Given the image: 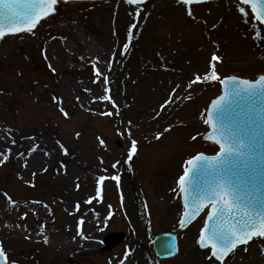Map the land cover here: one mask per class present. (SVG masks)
<instances>
[{
	"label": "rangeland",
	"instance_id": "374dc122",
	"mask_svg": "<svg viewBox=\"0 0 264 264\" xmlns=\"http://www.w3.org/2000/svg\"><path fill=\"white\" fill-rule=\"evenodd\" d=\"M153 1L182 12L146 21L143 4L59 1L32 33L0 40V152L9 156L0 163V244L18 264H264V237L222 262L210 261L198 245L207 212L179 230V181L187 162L218 150L202 140L207 107L224 76L264 74V28L248 8L247 17L239 13L236 1ZM123 4L132 17L109 37L113 9ZM129 23L137 28L125 53L121 42ZM108 39L118 53L110 68L99 64ZM213 54L220 57V80H196L211 76ZM97 58L108 93L96 80ZM120 64L125 68L118 72ZM188 82L180 103L169 105L175 87ZM104 94L115 104L93 99ZM133 139L136 152L129 157ZM117 175L119 181L112 179ZM89 197L95 198L89 203ZM139 216L144 227L138 234ZM167 232L177 233L179 253L161 261L153 240ZM117 235H123L117 244H105ZM53 237H78L86 245L55 256L46 250Z\"/></svg>",
	"mask_w": 264,
	"mask_h": 264
},
{
	"label": "snow or ice",
	"instance_id": "6c2138e0",
	"mask_svg": "<svg viewBox=\"0 0 264 264\" xmlns=\"http://www.w3.org/2000/svg\"><path fill=\"white\" fill-rule=\"evenodd\" d=\"M58 2L59 0H0V39L5 38V36L9 33L15 34L22 31L32 33L43 18L49 17L50 14L57 11ZM194 2H199V0H182L184 5H192ZM127 3L129 5H139L142 3V0H127ZM237 3L238 12L243 14L244 17L249 15L247 7L250 6L251 12L255 13L256 20L264 23V0H237ZM136 15H139V13L137 12ZM188 15H193L191 8L188 9ZM135 28H137L136 23H129L126 27L124 37V41L126 42H121V46L125 53L129 50V46L133 38L132 30ZM114 40H120V37L115 33ZM112 55L116 56L118 53H112ZM45 58L47 59V56ZM81 59H84V57H81ZM219 59L220 57L215 54L210 57V61L212 62L210 77L207 75L204 77L197 75L195 79L198 81L202 78L205 80L209 78L212 80H220V76L217 74V65L215 63V61ZM98 60L99 58H97L96 61H93L96 80L99 81L103 92L108 93L110 89L105 86L106 77L100 68L95 67ZM48 67L51 68L53 72H56V68L53 67L52 64H49ZM108 67L110 68V64H108ZM227 79L235 81L237 78L228 77ZM240 83L249 91L259 90L264 92V74L260 75L257 81L242 80ZM189 87H191V85H189ZM85 91L90 90L85 89ZM77 99H79V97H77ZM93 99L107 100L112 104H115L112 97L107 94L100 95L99 97H93ZM223 100L224 97H218L212 102V108L214 110L219 108ZM61 111H63V109H61ZM64 114L66 116L68 115L67 112ZM104 114L111 115V112ZM205 123L212 124L215 132L216 124L213 122L211 116L208 117ZM77 135L79 136V133ZM208 139L214 140L215 143L219 145V152L217 155L207 156L203 152H200L197 156H195L194 160H189L187 162L189 165L199 167V165L194 163V161L199 162L203 160L207 161L209 166L215 169L216 164L220 162L221 158H223L226 153L231 155L234 150L247 147L244 142H240L238 148H234L233 145L226 144L221 139H217L214 134H209ZM13 143H16V141L13 140ZM100 143L103 144L104 141L101 140ZM136 144L137 142L133 139L131 142L129 157L136 152ZM60 147L65 153L68 152V149L62 144ZM8 151H10V149ZM31 151L35 152L36 149L33 148ZM20 155L22 156L23 153ZM8 158L9 156L4 152H0V163L8 160ZM26 166L27 162H25V167ZM189 171L190 170L186 169L184 175L180 177L179 181L182 191H185V193L187 190L183 186L186 183V178L189 176ZM34 174L35 173H33V175ZM112 179L119 181L120 177L117 175L112 177ZM104 180V176H100L98 178V182L101 185H103ZM102 190V188L97 189V195H100ZM3 195L8 197L13 204L17 203L16 201L11 200V197L8 196L7 192H4ZM94 198L95 197H89V203ZM200 199L207 200L211 205V211L208 212L207 219L204 221V225L200 229L198 241L201 247L208 248L210 246V261L213 257L216 258L217 261H223L224 258L230 252H233L238 245L247 243V241L252 240L253 238L264 237V204H261L260 211H255L254 209L250 210L246 204L241 202V198L236 194V191L225 186L223 183H219L216 186H210L207 190V194L203 195ZM77 207H79V205H77ZM184 207L185 212L183 215L185 218H181L179 221V226L181 228L185 227L193 217L197 216L202 211L203 204L196 203L192 210L189 211V197L186 194L184 198ZM24 216H27V213H24ZM212 221H215V223H209ZM80 223L82 224L83 220H81ZM41 231H43V229H41ZM78 235H80L83 239H88L82 231L78 232ZM47 240L48 237L45 236L44 242L46 243ZM165 248H167V245H165ZM0 264H18L17 261L10 259L9 253L6 251L3 244H0Z\"/></svg>",
	"mask_w": 264,
	"mask_h": 264
},
{
	"label": "water",
	"instance_id": "95a60500",
	"mask_svg": "<svg viewBox=\"0 0 264 264\" xmlns=\"http://www.w3.org/2000/svg\"><path fill=\"white\" fill-rule=\"evenodd\" d=\"M145 1L142 0V3ZM203 1L207 0H199V2ZM262 24L264 25V23ZM260 75H262L261 72L258 77ZM227 77L236 76H224L221 80ZM240 78L235 81L231 79L223 80L222 94L219 97H224V100L219 108L215 110L211 104L207 115V117H212L213 122L216 124V130L214 132L212 124H210L211 131L204 136V140L215 143L214 140L208 139L209 134H214L217 139L233 145L234 148H238L240 142H244L247 147L238 148L231 155L226 153L220 162L216 164L215 169L211 168L208 162L203 160L194 161L199 167L189 165V176L183 186L187 191L186 193L182 191V199L184 202L187 194L189 197V211L192 210L196 203L203 204V209L181 230L186 229L206 207L210 206L208 212L211 211V205L208 201L200 198L207 194L210 186H216L219 183L234 189L236 194L240 196L241 202L246 204L250 210L260 211L261 204H264V92L259 90L249 91L240 83L243 79L256 80L257 78ZM218 94L215 93L212 99ZM204 154L212 155L215 153ZM209 223H215V221ZM121 238H109L107 244L110 246L114 245ZM250 241H247V243ZM244 244L246 243L238 246H243ZM154 245L157 255L163 259L174 257L177 254L175 235L163 234L155 240ZM165 245H167V248H165Z\"/></svg>",
	"mask_w": 264,
	"mask_h": 264
},
{
	"label": "bare ground",
	"instance_id": "6f19581e",
	"mask_svg": "<svg viewBox=\"0 0 264 264\" xmlns=\"http://www.w3.org/2000/svg\"><path fill=\"white\" fill-rule=\"evenodd\" d=\"M161 1V0H159ZM142 5V4H141ZM126 5H121L119 6V8H115L113 9V14L112 17L109 20V26H108V30H107V35L110 37L113 35V32L116 28H120L121 29V25H122V21L123 20H129L131 19L132 15H131V7H125ZM141 7V6H140ZM110 6H106V10H109ZM127 8V9H126ZM143 13V16H147V20H150L152 18H159L160 16L163 15V17H168V16H175L177 14H180L182 11L177 9V10H173V9H168V8H164L161 4H159V2L157 1H153V0H149L145 2H143L142 7L140 8ZM133 10V9H132ZM140 11V10H139ZM125 15H127L128 17H124ZM146 25H149V22L146 23ZM146 26V27H147ZM106 27L105 26V31H106ZM110 39L107 40L108 43H104L102 44V47L100 49V53H99V58H100V62L99 64L103 65L102 63L105 64V62H108L109 64L112 63L114 56L112 55V53L117 52L116 48L113 46L111 47L110 45ZM105 42V41H104ZM125 65L124 64H120L117 65L115 67V69L120 72L122 70H124ZM191 83V82H190ZM190 83L188 82V84L190 85ZM188 84H181L179 87H175V92L174 94L167 100V103L171 106L179 104L181 101V97L183 95V93H185L188 88L189 85ZM154 121H147V125H151L154 124ZM0 142L1 139H0ZM0 205H1V201H0ZM209 207H207V209L204 210L208 212ZM137 222V232L138 234L143 230V221L142 219L139 218L136 220ZM199 237V236H198ZM85 242L83 240H81L78 237H71L69 239H65V238H61V237H53L52 241L49 243V246H47L48 248H46L47 251H50L52 253L56 254L57 253H61V254H67V253H71L73 251H76L78 249L84 248L85 246ZM136 253H138V249L135 250ZM142 264H146L144 261H141ZM140 262V263H141Z\"/></svg>",
	"mask_w": 264,
	"mask_h": 264
}]
</instances>
